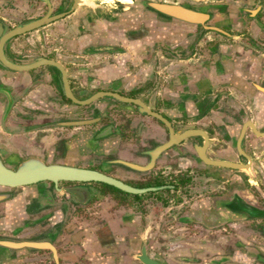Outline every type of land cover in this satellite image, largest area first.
Here are the masks:
<instances>
[{
    "label": "crops",
    "instance_id": "0c3cea01",
    "mask_svg": "<svg viewBox=\"0 0 264 264\" xmlns=\"http://www.w3.org/2000/svg\"><path fill=\"white\" fill-rule=\"evenodd\" d=\"M152 1L206 12L210 18L205 24L213 28L172 22L148 10L142 0H81L66 15L7 39L3 54L19 64L39 57L57 61L78 99L112 91L203 129L208 121L202 115L213 116L214 124L206 129L208 151L246 163L233 146L246 121L264 132V0ZM49 2L52 10L60 4ZM45 8L40 0H0V34L40 17ZM1 89L9 91L12 103L2 120L6 96L0 91V151H18L33 140L49 142L56 130L63 131L58 122L72 120V103L64 101L59 73L50 65L15 71L0 64ZM106 98L95 106L105 105ZM116 103L129 113L134 108ZM81 130L72 127L66 133ZM158 132L156 122L134 116L129 125L133 138L129 135L116 150L107 151L115 144L108 133L91 146L101 159L111 154L142 163L136 151L158 141ZM240 147L249 167L213 168L207 187L196 189V199L163 203L128 198L122 204L100 189H83L78 209L62 208L53 193L48 202L35 203L27 188L11 190L0 202V238L47 239L56 264H141L136 258L141 247L166 264H264V215L250 218L232 209L239 198L264 211V136L246 127ZM177 151L191 150L182 142L170 152ZM230 195L233 200L223 207L222 198ZM70 196L78 199L75 193ZM0 264L55 263L48 250L0 246Z\"/></svg>",
    "mask_w": 264,
    "mask_h": 264
},
{
    "label": "flooded vegetation",
    "instance_id": "af4514ba",
    "mask_svg": "<svg viewBox=\"0 0 264 264\" xmlns=\"http://www.w3.org/2000/svg\"><path fill=\"white\" fill-rule=\"evenodd\" d=\"M71 5H72V0H69V3L67 5L65 1L60 0V4L59 6H57V8H54L53 10L51 8V14H58V13L66 12ZM45 12H46V8H45L44 13ZM98 99H101V98H98ZM98 99H96L95 101H97ZM107 99H109V101H107ZM64 101L69 104L72 103L71 106L78 107L79 110L94 106L95 114L89 117H82V118L79 117V118H74V119L71 118L72 120L58 122L57 123L58 126H61L63 131H68L72 127L79 126V125H67L64 123L82 120V119L86 120V119L98 118L97 121L88 124L89 126H93V127L96 125L95 126L96 128L93 131H89L86 134L83 133L84 131L80 132V134L78 133L80 135L78 138H76L78 136L77 133L72 134V136H68L69 137L68 139H65L62 141L63 143L62 145L60 142H54L53 140H51L52 142L49 141V143H46V144L45 142L40 141V139H39L40 142L38 141L37 144L35 142L37 140H33L32 142H29V143L26 142L25 145L27 146H20L18 148V151L14 150L11 153V155L8 156V158H12L11 161H14V164L15 162H17L19 159L23 157L38 156L44 159L45 161L57 162V163L64 164V165L77 166V167L97 170L110 177L118 179L129 186L136 187V188H145V187H139L138 185L152 182L154 179L162 181L163 183H165L164 186L170 187L171 185H169V183L172 181L174 184H177V180L180 178L182 174H184V176L189 177V178L191 174L196 175V176L206 177V178L210 176L213 177L212 174L208 173L210 170L212 171L213 168H221V169H226V170L237 171V170H233L229 168H223V167L204 164L198 158L197 153L195 151V145H200L203 142V139L200 135L189 136L183 141L175 145H171L165 150L159 152L157 156L154 158L152 166L145 170H137V169L128 167L120 162V161H126V160L118 159V158H115L114 156L112 157L106 156L104 159H101L98 157L100 151L95 148L92 150L90 154L89 146H91L93 143L96 142L97 140L96 138L105 136V134L108 133L113 139V141L115 142V144L112 147H109L107 151L111 150V148L113 150H116L119 147L118 145L123 142H126V140H128V136L132 134V133L131 134L129 133V125L131 122V118H133L134 116L148 117L151 121L156 122L160 128V133L158 132L159 133L158 141L151 144L148 149L143 150L142 148L141 149L139 148L136 151V153L142 154L144 158L142 163H136L132 161H126V162H130V163L137 164V165H146L150 159V155L148 151L152 150L154 147L167 141L168 130L166 126L162 122L157 120L156 118L146 113L139 112L138 107L132 103H128V104L133 105L134 108L133 110H131L130 113L128 111L127 113L128 115L125 119L122 117V120H119V121H116V120L109 121L108 112L110 109L114 110V106L117 105V103L113 104L114 106L112 105L106 106V105L112 101H117L115 99L107 97L106 98L107 104L105 105L96 104V106H95V103H96L95 101L87 105L75 104L65 97H64ZM117 102L119 103V101ZM150 110L162 115L169 122L173 133H179L185 129H199L203 131L207 136V145H206L204 153L206 157L214 158V156L208 151L209 137L206 131V129L208 130V127L210 125L214 124L213 116H208L206 115V113L202 115V117H206L208 121V125L205 126V129H203V128L197 127L196 125H191L192 127H188L186 126L184 122H180L181 119L178 120V119L169 117L168 115L159 113L154 109H150ZM176 121H178V123ZM137 124H139V121H137L136 125L134 126V133L136 132V127L138 126ZM154 133H157V132L153 131V134ZM97 135L99 137H96ZM133 136L134 135L132 134V138ZM237 137H238V134L235 138L233 149L238 155L239 151L236 148ZM240 141H239V148L241 150ZM182 142L188 143V148H190L191 151H183L182 153L180 151L179 152L177 151V153L173 154L172 152L171 154L170 151H174L175 149H177V147ZM98 149H100V147ZM240 157H242V155H240ZM0 158L6 164L5 162L6 159H4L1 155H0ZM215 158L220 159L218 157H215ZM159 159H162L163 161L157 164V161ZM220 160L233 161V160H225V159H220ZM233 162H239V161L234 160ZM8 166L13 167L11 165H8ZM195 167L196 168L200 167L201 170L198 171ZM203 168H211V169L202 170ZM117 169H120L123 173L126 174V176L120 175ZM146 187H153L155 189V188H159L160 186H156V187L146 186ZM180 187L181 185L178 184L176 186L175 191L180 190ZM24 188H27V191L25 193H27V195L31 198L32 202L34 201L35 203L36 202L46 203L48 202V198H47L48 193H53L58 197L57 201H59V203L61 204L60 206L62 208H65L68 205H73V207H76L79 209L80 208L79 204L81 201H83V196L81 195L80 191L83 189H88L92 191L94 190L97 191V189L102 190L103 185L100 182L81 183V182H69V181H58L56 185H54L53 183L49 181H40L34 184L16 187L14 189H21L23 191ZM3 190L5 189H0V191H3ZM171 190L172 189L170 188L169 191ZM71 191L74 192L76 195H78V199L72 198L70 196V194H72ZM108 193L111 194L112 198L117 203H119L113 197L114 192L113 193L108 192ZM130 200L132 199L130 198ZM232 200H233V195H230V197L224 196L221 200V204L224 207L227 203L231 202ZM91 201L92 200L87 201V203L88 202L90 203Z\"/></svg>",
    "mask_w": 264,
    "mask_h": 264
},
{
    "label": "water",
    "instance_id": "95a60500",
    "mask_svg": "<svg viewBox=\"0 0 264 264\" xmlns=\"http://www.w3.org/2000/svg\"><path fill=\"white\" fill-rule=\"evenodd\" d=\"M46 6V12L38 18L32 19L22 24H18L11 29L4 31L0 34V64L8 69L15 71H23L33 69L35 67L41 65H50L57 69L60 77L61 83V93L63 96L75 104L79 105H87L92 103L98 98L102 97H110L117 101L123 103H132L138 107V111L142 113H146L160 122H162L167 130H168V139L164 143L154 147L152 150L148 151L150 155L149 162L146 165H137L126 161H120L124 165L137 169V170H145L152 166L154 158L157 154L171 145H175L189 136L200 135L203 139V142L200 145H195V151L197 153L198 158L207 165L218 166L223 168H229L233 170H243L247 169L250 165L249 157L241 152L239 148V141L243 136L244 130L246 127H249L256 135L264 136V132L256 131L253 127V124L246 121L240 128L238 137L236 139V148L238 149L240 155L244 157L246 163L242 162H233V161H224L217 158H208L206 157L204 151L207 145V136L206 134L199 129H185L179 133H173L172 128L169 122L160 114L151 111L140 99L127 97L120 95L119 93L112 91H97L84 99H77L71 92L65 70L61 64L53 59H48L44 57H39L31 62L25 64L14 63L8 60L3 54V43L16 35L25 33L27 31L33 30L37 27L43 26L55 19H58L65 15L66 13L72 11L77 4L81 3V0H72L71 8L66 12L51 14V4L49 0H40ZM142 5L146 7L151 12L160 15L169 19L172 22L186 25V26H202L213 28L210 25H206L205 23L209 20L210 16L206 12L198 11L191 9L187 6L178 4V3H168V2H160V1H151V0H142ZM6 96V104L2 113V120H4L7 115L11 103L12 98L9 95V91L7 89L0 90ZM98 118L86 119V120H77L72 122H66L64 124L67 125H84L97 121ZM96 137H99L98 135ZM40 181H49L56 185L58 181H69V182H100L107 185H111L121 191L137 194L142 193L147 190L154 189L153 187H145V188H136L129 186L122 181L110 177L102 172L97 170L64 165L57 162L45 161L44 159L38 156H28L19 159L13 167L8 166L4 163V161L0 158V189H5L0 191V202L6 200L10 196V191L16 187L25 186L34 184ZM72 192V191H71ZM74 194V192H72ZM234 211L239 213H244L247 217L255 218L264 215V211L260 208L251 205L249 203H245L240 201L238 198V202L234 203ZM0 246L10 249H20V248H28L34 250H48L51 254V257L54 263H57V256L54 247L47 239H38V240H15L9 238H0ZM136 258L140 261L141 264H166L159 262L153 258H150L146 255L144 247H141L139 254H137Z\"/></svg>",
    "mask_w": 264,
    "mask_h": 264
},
{
    "label": "rangeland",
    "instance_id": "374dc122",
    "mask_svg": "<svg viewBox=\"0 0 264 264\" xmlns=\"http://www.w3.org/2000/svg\"><path fill=\"white\" fill-rule=\"evenodd\" d=\"M152 1V0H151ZM169 3V2H168ZM107 101H109V99H107ZM107 101H106V104H107ZM111 104H115L116 101H112L110 102ZM110 103H108L106 106H109L111 105ZM126 104V103H125ZM120 104H117L116 106H114V110H109L108 112V115H109V121H119V120H122V117L125 119L127 117V113H128V110L126 109H123L119 106ZM93 107H88V108H85V109H82V110H79L78 107H74V106H71L70 108V114L69 116L71 118H82V117H89V116H92L93 114H95V110H93ZM126 115V116H125ZM129 117V116H128ZM77 129H82L81 131H93V126H89L88 124H84V125H79V126H75ZM57 132L55 134H53L52 136H49L47 139L48 141H51L53 139L54 142H60L61 145L63 144L62 141L65 140V139H68L69 137L67 136V131H58L56 130ZM69 131V130H68ZM87 132V133H88ZM46 143H49V142H45ZM89 149H90V154L92 152L93 149H95L94 147L92 146H89ZM9 150V149H8ZM11 152H7L6 150H3V151H0V154L1 156L6 159V164L8 165H11L13 166L14 165V161H11L12 158H8L9 155H11V153L14 151V150H10ZM112 156L111 154L109 155V157ZM196 168V167H195ZM198 171L201 170L200 167H197L196 168ZM210 170L211 168H203L202 170ZM206 179V180H205ZM209 182V180H207L206 177H202V176H196V175H190V178L188 179L187 182H185L183 185H181L180 187V190H178L177 192H174L173 195L174 197H169L167 200H169L170 198H172V200H181V199H189L190 197H193L194 199L198 198L199 196H195L196 193V189H204L205 187H207V183ZM188 186V187H187ZM190 187L191 190H190ZM145 201H148V200H151L153 201V197H146L144 198ZM143 200V199H142ZM141 200V201H142ZM234 238L231 239L232 241H235V236H233ZM208 240H210L208 238ZM233 243V242H232ZM231 245V244H230Z\"/></svg>",
    "mask_w": 264,
    "mask_h": 264
},
{
    "label": "trees",
    "instance_id": "16d2710c",
    "mask_svg": "<svg viewBox=\"0 0 264 264\" xmlns=\"http://www.w3.org/2000/svg\"><path fill=\"white\" fill-rule=\"evenodd\" d=\"M189 179V177L184 176V174H182L180 176V178L177 180V184H174L172 181L169 183V185H171L170 187H166L164 186L165 183H163L162 181L156 180L154 179L152 182H148V183H144V184H140L138 185L139 187H146V186H160L159 188H155L153 190H147L145 192L142 193H137V194H131V193H127L121 190H118L117 188L111 186V185H107L102 183L103 188L102 191L104 192H114V198L119 202V203H123L125 201H127L126 199H132L133 201H141L142 199L146 198V197H153L154 199H159L161 200V202L165 203L166 200L169 197H174L173 193L176 189V186L179 185H183L185 182H187ZM174 190L173 192H169V189ZM177 201V199L175 200Z\"/></svg>",
    "mask_w": 264,
    "mask_h": 264
},
{
    "label": "bare ground",
    "instance_id": "6f19581e",
    "mask_svg": "<svg viewBox=\"0 0 264 264\" xmlns=\"http://www.w3.org/2000/svg\"><path fill=\"white\" fill-rule=\"evenodd\" d=\"M120 1H126V0H120Z\"/></svg>",
    "mask_w": 264,
    "mask_h": 264
}]
</instances>
